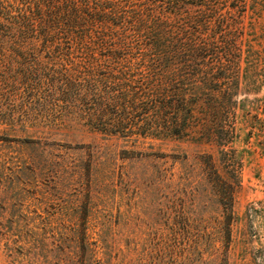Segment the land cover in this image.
I'll use <instances>...</instances> for the list:
<instances>
[{"label":"rangeland","instance_id":"rangeland-1","mask_svg":"<svg viewBox=\"0 0 264 264\" xmlns=\"http://www.w3.org/2000/svg\"><path fill=\"white\" fill-rule=\"evenodd\" d=\"M95 1L121 43L95 53L103 73L66 43L0 47V264H264V0ZM197 36L211 57L180 49ZM148 64L212 66L216 84L183 87L187 132L96 128L90 81L127 66L135 88Z\"/></svg>","mask_w":264,"mask_h":264},{"label":"trees","instance_id":"trees-1","mask_svg":"<svg viewBox=\"0 0 264 264\" xmlns=\"http://www.w3.org/2000/svg\"><path fill=\"white\" fill-rule=\"evenodd\" d=\"M199 3L204 6L208 4L207 0ZM106 13L104 9L98 8L95 0H0V47L4 44L35 43L47 47L66 43V53L77 48L89 61L90 70H94L90 60L99 61L100 70L96 72L100 74L104 72L101 64L103 60L95 58V53L101 51L105 57H118L117 52L121 47V43L105 40L107 33L98 31V28L103 27V22L107 21L104 18L109 14ZM112 13L111 19H115L118 13ZM120 17L128 25H134L133 19ZM207 21L205 25H208ZM226 35L220 33V41L232 46ZM184 45L186 47H183ZM217 45L215 36H197L193 38L189 48L183 43L180 49L202 57H211ZM233 47L239 49L235 45ZM0 52H3V49H0ZM153 65H147L149 72L142 76L135 88L131 85L133 81L122 76L127 73V66L110 68L103 75V79L95 77L97 79L90 81L91 92H84L81 99L90 96L88 117L90 121H95L93 125L96 128L124 136L137 133L165 136L187 132L197 100L185 99L186 91L183 87L190 86L186 90H191L216 84L212 66L207 65L209 68L197 74L172 72L166 75L157 73L156 65ZM6 67V64H0V71L6 70Z\"/></svg>","mask_w":264,"mask_h":264}]
</instances>
